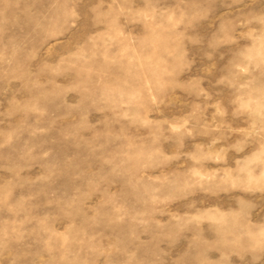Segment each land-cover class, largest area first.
Instances as JSON below:
<instances>
[{
  "label": "rangeland",
  "instance_id": "obj_1",
  "mask_svg": "<svg viewBox=\"0 0 264 264\" xmlns=\"http://www.w3.org/2000/svg\"><path fill=\"white\" fill-rule=\"evenodd\" d=\"M0 264H264V0H0Z\"/></svg>",
  "mask_w": 264,
  "mask_h": 264
}]
</instances>
